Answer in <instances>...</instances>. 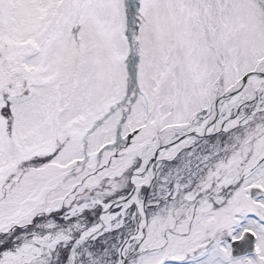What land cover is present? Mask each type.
Returning a JSON list of instances; mask_svg holds the SVG:
<instances>
[{"label": "snow or ice", "instance_id": "1", "mask_svg": "<svg viewBox=\"0 0 264 264\" xmlns=\"http://www.w3.org/2000/svg\"><path fill=\"white\" fill-rule=\"evenodd\" d=\"M0 264H264V0H0Z\"/></svg>", "mask_w": 264, "mask_h": 264}]
</instances>
